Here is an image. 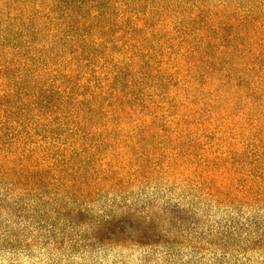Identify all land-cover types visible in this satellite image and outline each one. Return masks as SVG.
<instances>
[{"label": "trees", "instance_id": "trees-1", "mask_svg": "<svg viewBox=\"0 0 264 264\" xmlns=\"http://www.w3.org/2000/svg\"><path fill=\"white\" fill-rule=\"evenodd\" d=\"M0 264H264V0H0Z\"/></svg>", "mask_w": 264, "mask_h": 264}]
</instances>
